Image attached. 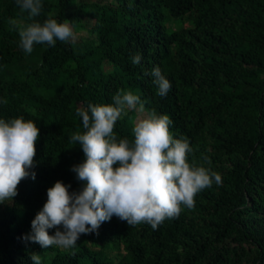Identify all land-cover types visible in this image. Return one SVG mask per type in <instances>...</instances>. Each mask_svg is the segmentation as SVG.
I'll return each mask as SVG.
<instances>
[{
    "label": "trees",
    "instance_id": "trees-1",
    "mask_svg": "<svg viewBox=\"0 0 264 264\" xmlns=\"http://www.w3.org/2000/svg\"><path fill=\"white\" fill-rule=\"evenodd\" d=\"M0 264H264V0H0Z\"/></svg>",
    "mask_w": 264,
    "mask_h": 264
},
{
    "label": "rangeland",
    "instance_id": "rangeland-1",
    "mask_svg": "<svg viewBox=\"0 0 264 264\" xmlns=\"http://www.w3.org/2000/svg\"><path fill=\"white\" fill-rule=\"evenodd\" d=\"M91 1H100V2H106L108 0H91ZM92 25L91 22L87 23V27H90ZM190 26V21L187 20L186 18L183 20H174L171 18H167L166 19V29L167 32H172V31H176V30H180L182 28H186ZM73 35H74V39H78L81 37H86L87 33L85 30H78V31H73ZM133 111V124L137 127V128H143L145 126H147V121L149 120V116L148 114L144 111V109L142 107H137L134 104L133 100H128L124 99L121 101V105L120 108L117 112L114 113L113 116H124L126 115L128 112ZM53 242L62 250L65 249L68 245V239H66L63 236H59V237H55ZM45 258L47 257V261L50 259L51 255L49 253H47L45 256Z\"/></svg>",
    "mask_w": 264,
    "mask_h": 264
}]
</instances>
